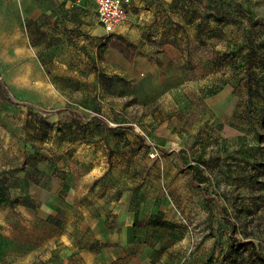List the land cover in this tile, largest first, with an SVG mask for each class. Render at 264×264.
Returning a JSON list of instances; mask_svg holds the SVG:
<instances>
[{
    "label": "rangeland",
    "instance_id": "1",
    "mask_svg": "<svg viewBox=\"0 0 264 264\" xmlns=\"http://www.w3.org/2000/svg\"><path fill=\"white\" fill-rule=\"evenodd\" d=\"M64 8L62 17L21 19L23 32L0 52V184L11 197L0 206V264H43L45 242L61 230L92 239L96 227L106 231L111 219L117 228L127 216L136 222L129 236L158 222L163 242L185 237L181 247L206 252L208 264H264V0H132L116 29L103 30L109 43L188 38L176 47L213 84L193 86L198 104L186 114L164 104L178 113L174 133L153 103L125 96L135 89L115 75L117 55L85 41L94 0ZM213 58L224 93L207 110L195 92L214 93ZM106 175L127 179V212L90 194ZM71 186L86 194H67Z\"/></svg>",
    "mask_w": 264,
    "mask_h": 264
},
{
    "label": "crops",
    "instance_id": "2",
    "mask_svg": "<svg viewBox=\"0 0 264 264\" xmlns=\"http://www.w3.org/2000/svg\"><path fill=\"white\" fill-rule=\"evenodd\" d=\"M85 1L0 0V52L2 50L5 51L3 47H7L6 51H9V48L15 44L17 34L23 32L21 19L45 18L51 14H55V17H62L63 13L67 11V8L62 10L63 6H80ZM164 1L175 5L178 3V0ZM94 5L97 14L95 0ZM74 10L80 11V9L75 7ZM94 21L93 25L87 27L89 36L85 41L96 49L98 48L99 51L100 45L107 39L102 37L103 30L105 29L99 21L98 14L97 18H94ZM119 27L120 31L123 32L124 28L122 26ZM173 37H175L173 38V42L161 41L160 35L153 37L155 41L151 40L147 42L146 38L131 40L135 44H139L141 41L135 51L132 62L128 61L121 51L117 52L115 49L108 50L109 46L102 48L100 51L102 52L105 49L109 54L114 53L117 55V63H119L120 67L119 70L114 71L115 75L119 74L127 85L135 89V92H130L125 96L142 103H153L154 107L152 108L157 110V112H153V115L164 119L171 118L165 127L169 132L174 133L177 129L179 131V128L173 124V122L175 123L173 118L178 113L175 115L173 111H167L164 104L170 102L173 104L172 109L174 112L178 108V110L181 109L186 114L191 111L192 104L193 106L198 104L197 99L191 98L193 86H203L201 89H204V86L213 84V78H208V74L199 78L198 71L200 69L196 62L197 60L193 56H190L187 51L179 50L176 47L182 41H187L188 38L182 36V33H178ZM102 60L105 61L104 57H102ZM213 60L212 62L215 64H212V66H216L213 70L216 73L214 93L204 97L199 92H195L199 95L197 97H199L200 103L202 101L205 104L203 108L207 110L212 109L213 100L217 96L221 97L224 93L223 83L225 78L221 72L223 70L222 67L218 68L217 59L213 58ZM103 73L106 74L107 71L104 70ZM218 85H220L219 88L217 87ZM228 86L230 85L228 84ZM231 89L234 90L233 85H231ZM176 99L178 100L176 101ZM184 99L187 101L186 104ZM232 99H235L236 104L233 109L236 112L240 111L241 107L238 95L233 94ZM250 99L249 90H247L246 103L249 104ZM187 105L189 107L185 108ZM161 141L165 142L164 139H161ZM127 184L126 178L116 180L112 175H106L101 178L97 176L92 180L89 189H91L90 194H94L100 198H108L104 200L107 202L105 207L113 209L114 213H116V208H119L118 212L122 213L127 212L120 204L122 198L128 195ZM134 185H136L134 189L139 186V184ZM70 192L78 197L86 194L83 190H75L74 186L67 187V194ZM130 193L133 194V191ZM109 203L115 204L109 205ZM37 217L43 221H47L50 215L43 217L37 214ZM135 224L134 218L127 216L123 224H120L116 228L114 221L109 219L105 227L106 231H101L99 227H96L95 229L98 228V230L94 229V237L92 239H81V237H72L70 235L63 237L67 233L61 230V233L55 239H48L45 242L44 252L41 255V259L44 261L43 264H208L206 252L192 254L191 248L185 249L181 247L180 243L182 241H188L185 237L183 239H176V242L172 243V245L163 242L157 233H154V231H158L160 225L153 221L146 222L145 232L142 230L140 233L137 232L129 236V227H134ZM122 227L124 230L123 234L121 230L118 231ZM106 232H108V235L112 239L104 236ZM213 244V242L210 243L211 246ZM53 247L55 250H53Z\"/></svg>",
    "mask_w": 264,
    "mask_h": 264
},
{
    "label": "built area",
    "instance_id": "3",
    "mask_svg": "<svg viewBox=\"0 0 264 264\" xmlns=\"http://www.w3.org/2000/svg\"><path fill=\"white\" fill-rule=\"evenodd\" d=\"M95 3L99 21L107 33L116 29L132 7V0H95Z\"/></svg>",
    "mask_w": 264,
    "mask_h": 264
},
{
    "label": "trees",
    "instance_id": "4",
    "mask_svg": "<svg viewBox=\"0 0 264 264\" xmlns=\"http://www.w3.org/2000/svg\"><path fill=\"white\" fill-rule=\"evenodd\" d=\"M118 37H119V41H116V42H113V43H109L107 40L104 41L100 45L99 50H101L102 48H107L108 46H113V47H116V48L120 49L130 59H132V57H133V49H136L137 45L135 43L131 42L130 40H128L124 36L120 35ZM101 59H102V56H101ZM23 162H26V157L23 159ZM10 201H11V197H10L7 189H5L0 184V206H3L5 204H7V203H10ZM155 223L159 225L158 222H155ZM259 258H260L261 261L264 262V258L263 257L259 256Z\"/></svg>",
    "mask_w": 264,
    "mask_h": 264
}]
</instances>
